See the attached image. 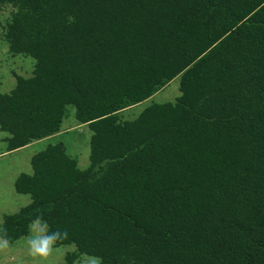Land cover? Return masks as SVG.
<instances>
[{
  "label": "trees",
  "instance_id": "16d2710c",
  "mask_svg": "<svg viewBox=\"0 0 264 264\" xmlns=\"http://www.w3.org/2000/svg\"><path fill=\"white\" fill-rule=\"evenodd\" d=\"M10 7V8H5ZM5 8V9H4ZM0 41L34 60L0 93L14 152L60 133L66 108L91 132L89 167L62 143L14 182L38 219L99 264H264V0H0ZM180 77L174 103L119 114Z\"/></svg>",
  "mask_w": 264,
  "mask_h": 264
},
{
  "label": "rangeland",
  "instance_id": "374dc122",
  "mask_svg": "<svg viewBox=\"0 0 264 264\" xmlns=\"http://www.w3.org/2000/svg\"><path fill=\"white\" fill-rule=\"evenodd\" d=\"M6 15L7 11L0 14V21ZM34 65V60L29 57L9 56L6 43L2 44L0 41V93L7 94L14 88V76L31 77ZM179 81L180 77L175 78L151 98L120 113V121L125 122L136 119L145 108L153 103H174L180 96ZM8 137V134L0 131V228L5 216L17 213L30 203L28 195L15 192L14 182L20 174L32 173L31 158L48 145L62 143L67 154L76 160L80 170L89 167L91 132L87 126L77 123L75 110L71 106L66 108V116L62 122L60 133L53 137L33 143L29 147L18 151L7 152L4 140ZM39 227V224L32 223L28 236L14 243H7L0 239V264H69L66 257L75 252L73 245L53 246L46 258L34 256L30 253L28 240L37 234ZM72 264H99V260L82 255Z\"/></svg>",
  "mask_w": 264,
  "mask_h": 264
},
{
  "label": "clouds",
  "instance_id": "9594fccd",
  "mask_svg": "<svg viewBox=\"0 0 264 264\" xmlns=\"http://www.w3.org/2000/svg\"><path fill=\"white\" fill-rule=\"evenodd\" d=\"M35 223L39 224L40 227L37 234L28 240L29 250L34 256L46 258L57 241L66 238L67 233L59 230L51 231L39 219Z\"/></svg>",
  "mask_w": 264,
  "mask_h": 264
},
{
  "label": "crops",
  "instance_id": "0c3cea01",
  "mask_svg": "<svg viewBox=\"0 0 264 264\" xmlns=\"http://www.w3.org/2000/svg\"><path fill=\"white\" fill-rule=\"evenodd\" d=\"M29 147V146H28Z\"/></svg>",
  "mask_w": 264,
  "mask_h": 264
}]
</instances>
